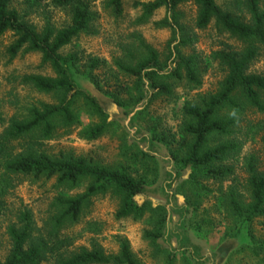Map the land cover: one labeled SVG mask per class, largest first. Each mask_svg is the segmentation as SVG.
I'll return each instance as SVG.
<instances>
[{"label":"trees","instance_id":"16d2710c","mask_svg":"<svg viewBox=\"0 0 264 264\" xmlns=\"http://www.w3.org/2000/svg\"><path fill=\"white\" fill-rule=\"evenodd\" d=\"M229 1L226 10L215 0L138 3L137 24L146 23L163 9L165 18L154 26L169 29L172 43H178L162 59L135 36L136 51L121 50L120 56L107 61L85 55L76 47L65 51L74 47L77 38L96 35V16L89 0H0V37L10 34L13 39L6 49L8 63L20 53H38L54 74L22 78L23 84L50 96L53 102L28 108L8 122L0 134V221L9 212L6 199L18 186L17 181L33 184L53 180L57 192L41 228L29 210L17 211L15 221L7 227L11 248L0 264H140L125 240L120 241L115 255H105L99 247L71 249L74 238L67 231L81 221L95 198L115 199L118 220L139 221L148 215L146 222L151 229L145 231L144 238L152 244L163 238L165 207L150 202L140 206L134 201V197L144 196L148 188L155 186L160 177L157 158L127 141L124 120L144 101L141 110L132 116L129 128L163 147L178 177L188 174L187 180L180 177L175 193L192 207L195 230L224 226L223 239L229 244L237 243L236 255L250 251L256 260L246 264H264V172L258 171L253 155L244 160L246 196L231 187L218 193L220 198L213 205L199 200L200 195L206 198L211 192L203 183H237L234 163L244 145L263 130L260 123L252 124L246 116L264 113V74L248 73L264 48V3ZM103 3L115 18L123 16L124 0ZM188 4L196 8L195 29L205 30L212 25L217 33L241 42L243 48L238 52L217 51L207 59L184 54L182 49L192 43L178 8ZM55 9L67 15L61 27L45 16L43 26L37 29L27 19L30 13ZM214 62L225 73L218 89L188 99V93L200 86L202 74ZM179 87L184 88L185 95L177 108ZM158 102L173 104L170 112L174 125L154 113ZM113 106L118 114L111 113ZM83 118L88 123L83 122L84 128L78 133L81 140L94 142L109 136L117 141L112 163L92 156L76 157L63 152L49 155L43 151L45 143L70 136ZM260 141L264 148V135ZM80 189V193L71 195ZM257 225L260 227L256 230ZM86 228L99 232L95 223H87ZM228 250L222 251V257Z\"/></svg>","mask_w":264,"mask_h":264},{"label":"rangeland","instance_id":"374dc122","mask_svg":"<svg viewBox=\"0 0 264 264\" xmlns=\"http://www.w3.org/2000/svg\"><path fill=\"white\" fill-rule=\"evenodd\" d=\"M89 1L91 10L96 16L93 26L96 35L77 38L74 47H68L66 52L76 47L85 55L111 61L112 58L121 55V50L123 52L136 51V42L134 41L136 36L155 49L164 59L168 51L178 43L177 40L172 43V33L169 29H160L154 26V23L165 18L163 9L157 11L146 23L137 24L136 20L140 14L136 5L153 0H124V13L120 18H115L110 11L104 8L103 0ZM215 2L224 10L230 7L229 0H215ZM262 2L264 3V0ZM18 9L26 11L23 6H18ZM178 11L181 14V23L189 31V39L192 43L191 46L182 49L184 54L194 53L201 59H207L217 51L238 52L243 48L241 42L217 33L212 25L205 30L195 29L193 27L196 16L195 6L184 5L179 7ZM45 16L49 17L56 27H61L67 22V15L58 9L53 11L39 10L36 13H30L27 19L37 29H41ZM12 40L10 34L0 37V110L3 123L0 125V134L8 122L22 115L28 108L39 103L53 102L50 96L34 91L22 81L23 77L30 75L53 77L52 70L48 65L41 62V56L38 53H20L16 59L8 63L6 49ZM248 73L264 74V48L260 51L258 59L250 65ZM224 75L225 73L217 63H211L202 74L200 86L188 93V99L197 95L204 96L208 93H214ZM177 93L179 96L181 95L177 102V108H179L184 101V88H177ZM144 103L145 101L124 120L127 141L131 144L135 143L142 151L157 158L160 163V177L155 186L148 188L144 196L134 197V201L140 206L145 202H150L153 206L162 205L165 207L166 230L163 238L158 240L156 244H152L144 238L145 231L151 229L150 224L146 222L148 215L139 221H134L131 218L118 220L115 218L118 209V202L115 199L110 197L95 198L92 199V204L81 221L67 231V234L74 238L71 249L77 251L80 248L99 247L105 255H115L118 253L120 241L125 240L128 242L133 256L140 264H246L251 263L253 259L255 261L256 259L252 257L250 251H247L245 255L235 254L234 249L237 243L229 244L228 240L223 239L224 226L215 229L205 226L201 232L195 230L194 222L196 220L193 216L192 207L185 204L183 196L175 193L180 177L182 176L187 180L188 174L181 173V176L178 177L174 172L172 161L163 147L155 145L148 135H140L136 130L129 128L132 116L141 110ZM158 103L153 107L154 113L157 116H163V120L168 125H174L176 121L170 112L173 104ZM112 112L118 114L115 106H113ZM111 119L112 117L109 120ZM81 120L83 121L80 126L75 127L70 136L45 143L42 147L43 151L49 155L63 152L76 157L92 156L103 163H112L116 155L117 141L109 136L94 142L81 140L78 133L84 128V124L88 123L85 118ZM246 120L252 124L260 123L263 130L253 141L244 145L238 160L232 161L233 163L236 161L234 170L237 183L234 185H231V182L220 185L203 183L211 191L206 198L200 195L199 200L204 205H213L220 198L218 193H225L231 187L242 197L246 196L245 180L247 176L244 160L248 156L253 155L257 160L258 171L264 172V148L260 141L261 136L264 135V113H249ZM17 183H19L18 186L10 192L6 199L9 212L0 221L1 261H4L11 248L7 227L15 221L17 211L29 210L37 227L41 228L48 217L51 200L57 195L53 180L33 184L28 181H17ZM81 191L80 189L70 193L74 195ZM90 222L99 227L98 233L90 232L86 228L87 223ZM258 226H255L256 230L260 227ZM223 248L229 249L224 257L221 255ZM242 258L245 259L242 260Z\"/></svg>","mask_w":264,"mask_h":264}]
</instances>
